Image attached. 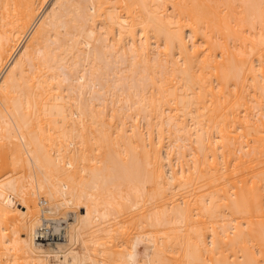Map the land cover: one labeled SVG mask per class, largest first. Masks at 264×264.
<instances>
[{"label": "bare ground", "instance_id": "6f19581e", "mask_svg": "<svg viewBox=\"0 0 264 264\" xmlns=\"http://www.w3.org/2000/svg\"><path fill=\"white\" fill-rule=\"evenodd\" d=\"M0 264H264V0H0Z\"/></svg>", "mask_w": 264, "mask_h": 264}, {"label": "rangeland", "instance_id": "374dc122", "mask_svg": "<svg viewBox=\"0 0 264 264\" xmlns=\"http://www.w3.org/2000/svg\"><path fill=\"white\" fill-rule=\"evenodd\" d=\"M12 201V200H11Z\"/></svg>", "mask_w": 264, "mask_h": 264}]
</instances>
